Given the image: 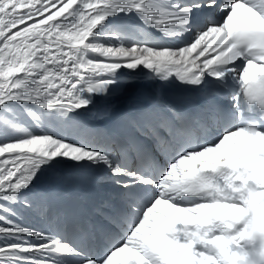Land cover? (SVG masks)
I'll return each instance as SVG.
<instances>
[{
    "label": "snow or ice",
    "instance_id": "obj_1",
    "mask_svg": "<svg viewBox=\"0 0 264 264\" xmlns=\"http://www.w3.org/2000/svg\"><path fill=\"white\" fill-rule=\"evenodd\" d=\"M141 72L204 100L85 124ZM0 264H264V0H0Z\"/></svg>",
    "mask_w": 264,
    "mask_h": 264
},
{
    "label": "bare ground",
    "instance_id": "obj_2",
    "mask_svg": "<svg viewBox=\"0 0 264 264\" xmlns=\"http://www.w3.org/2000/svg\"><path fill=\"white\" fill-rule=\"evenodd\" d=\"M133 84L126 88V89H121V93H118L115 97L123 102V101H128L130 99V96H133L136 88L138 89V91H145L149 85L151 86L152 84H155L156 82L153 80V78L150 79V75H145L143 73H140L139 75H137L136 77L133 78ZM120 89L114 90L113 93L118 92ZM112 93V94H113ZM111 99V97H109L107 100ZM112 102H116V100H113ZM89 113V112H88Z\"/></svg>",
    "mask_w": 264,
    "mask_h": 264
}]
</instances>
